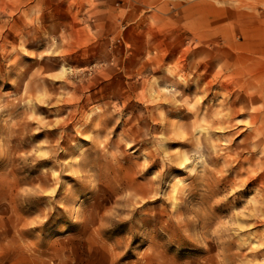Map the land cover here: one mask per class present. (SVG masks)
Listing matches in <instances>:
<instances>
[{
    "label": "rangeland",
    "instance_id": "374dc122",
    "mask_svg": "<svg viewBox=\"0 0 264 264\" xmlns=\"http://www.w3.org/2000/svg\"><path fill=\"white\" fill-rule=\"evenodd\" d=\"M0 264H264V0H0Z\"/></svg>",
    "mask_w": 264,
    "mask_h": 264
},
{
    "label": "bare ground",
    "instance_id": "6f19581e",
    "mask_svg": "<svg viewBox=\"0 0 264 264\" xmlns=\"http://www.w3.org/2000/svg\"><path fill=\"white\" fill-rule=\"evenodd\" d=\"M65 72H66V69H65V67L63 66V67L61 68V75H63ZM179 156H180V155H179ZM179 160H180V164H181V165H185V164L187 163V161H188V158L182 156V157H180Z\"/></svg>",
    "mask_w": 264,
    "mask_h": 264
},
{
    "label": "snow or ice",
    "instance_id": "6c2138e0",
    "mask_svg": "<svg viewBox=\"0 0 264 264\" xmlns=\"http://www.w3.org/2000/svg\"><path fill=\"white\" fill-rule=\"evenodd\" d=\"M244 194H246V193H244Z\"/></svg>",
    "mask_w": 264,
    "mask_h": 264
}]
</instances>
